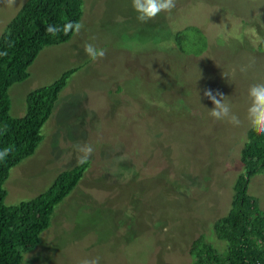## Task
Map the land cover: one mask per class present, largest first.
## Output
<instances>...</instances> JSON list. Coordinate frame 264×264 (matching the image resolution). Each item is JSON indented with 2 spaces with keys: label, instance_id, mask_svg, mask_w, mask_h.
<instances>
[{
  "label": "rangeland",
  "instance_id": "374dc122",
  "mask_svg": "<svg viewBox=\"0 0 264 264\" xmlns=\"http://www.w3.org/2000/svg\"><path fill=\"white\" fill-rule=\"evenodd\" d=\"M27 0H0V38ZM84 27L45 48L30 77L10 88L11 115L27 113L29 93L80 67L60 93L35 155L12 168L6 205L32 200L75 166V145L94 151L77 188L60 203L41 243L22 264H192L201 234L227 215L253 127L252 86L264 79V0H175L171 12L140 22L131 0H84ZM188 26L206 51L180 53L174 34ZM200 38L184 43L195 47ZM104 48L92 60L84 46ZM264 49V48H263ZM206 89L222 93L243 124L214 120ZM249 195L264 211V172Z\"/></svg>",
  "mask_w": 264,
  "mask_h": 264
},
{
  "label": "trees",
  "instance_id": "16d2710c",
  "mask_svg": "<svg viewBox=\"0 0 264 264\" xmlns=\"http://www.w3.org/2000/svg\"><path fill=\"white\" fill-rule=\"evenodd\" d=\"M84 0H27L0 38V149L10 147V155L0 163V264H22L24 254L41 243V234L51 226L56 207L71 195L84 178L90 162L61 172L54 183L38 197L6 205L5 183L12 168L35 155L44 140L43 129L53 114L60 93L80 67L72 68L52 85L28 94L27 113L21 118L11 115L10 88L30 77L29 69L47 47L69 43L76 33L53 37L46 32L49 24L62 26L67 21L81 22ZM203 32L188 26L174 34L180 53L206 51ZM200 38L195 47L184 43L190 36ZM264 42L259 50L263 51ZM243 172L233 190L231 208L217 219L214 232L226 244L218 252L201 234L191 244L192 264H264V211L248 189L254 176L264 172V134L255 125L247 131V142L241 150Z\"/></svg>",
  "mask_w": 264,
  "mask_h": 264
},
{
  "label": "clouds",
  "instance_id": "9594fccd",
  "mask_svg": "<svg viewBox=\"0 0 264 264\" xmlns=\"http://www.w3.org/2000/svg\"><path fill=\"white\" fill-rule=\"evenodd\" d=\"M132 8L137 13V19L144 23L156 18L160 13L171 12L175 8V0H131ZM84 27L81 22L67 21L62 26L49 24L46 32L56 37L61 32L64 35L69 33H79ZM86 55L92 60L103 58L106 54L104 48H98L92 43L84 46ZM7 53H0V56ZM252 95L255 98L250 107V115L253 118L256 130L264 134V79L256 81L252 86ZM204 96L214 106L208 109L210 116L217 121H227L229 123L243 124L244 119L239 111L234 110V105L226 100L222 93L214 92L212 89H206ZM12 149L10 147L0 149V163L6 161ZM94 148L88 143H78L75 145L78 164H87L92 157ZM81 264H100V258L86 259Z\"/></svg>",
  "mask_w": 264,
  "mask_h": 264
},
{
  "label": "built area",
  "instance_id": "2783aa9c",
  "mask_svg": "<svg viewBox=\"0 0 264 264\" xmlns=\"http://www.w3.org/2000/svg\"><path fill=\"white\" fill-rule=\"evenodd\" d=\"M258 264H261V263H258Z\"/></svg>",
  "mask_w": 264,
  "mask_h": 264
}]
</instances>
